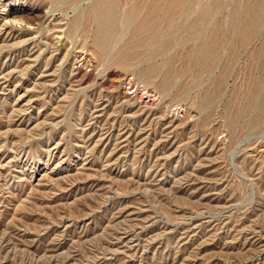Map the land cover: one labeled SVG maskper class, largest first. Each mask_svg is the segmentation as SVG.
Listing matches in <instances>:
<instances>
[{
  "label": "rangeland",
  "instance_id": "obj_1",
  "mask_svg": "<svg viewBox=\"0 0 264 264\" xmlns=\"http://www.w3.org/2000/svg\"><path fill=\"white\" fill-rule=\"evenodd\" d=\"M152 1L0 0V264H264V0Z\"/></svg>",
  "mask_w": 264,
  "mask_h": 264
},
{
  "label": "bare ground",
  "instance_id": "obj_2",
  "mask_svg": "<svg viewBox=\"0 0 264 264\" xmlns=\"http://www.w3.org/2000/svg\"><path fill=\"white\" fill-rule=\"evenodd\" d=\"M109 1V0H108ZM122 1V0H121ZM152 1V0H151ZM179 1V0H178ZM181 1V0H180ZM102 2V1H101ZM104 2H106V0H104ZM136 2H137V0H136ZM143 2V1H142ZM158 2V5L156 4ZM177 2V1H176ZM99 3H100V1H99ZM119 3V2H118ZM259 3V2H258ZM121 4V3H120ZM137 4H139V3H136V5ZM168 4V3H167ZM167 4H166V2L165 1H161V0H153L152 1V4H150L149 5V7H150V9H151V12L153 13V14H158L159 15V17L160 18H163L161 21V23H162V25H164V26H166V24L168 23V25L170 26V27H174V24H176V23H178L179 21H181V20H178V19H181V17H182V15H183V11L186 9L185 7V9L183 8V11H181V10H178V8L177 9H175V11H173L172 10V13H173V15L172 14H170V15H168L167 14ZM177 4V3H176ZM122 5V4H121ZM175 5V4H174ZM179 5V4H178ZM253 5V4H252ZM173 6V5H172ZM171 6V7H172ZM142 7V6H141ZM105 8V7H104ZM103 8V9H104ZM118 8V4L116 3V1H110V2H108V4H107V7H106V9L105 10H102L101 11V13H100V19H99V21H98V33H97V38H98V41H103L104 42V38L106 39V41H107V39H108V37H107V35H108V33L109 34H111L112 32H113V30H112V32H109V30L110 29H112V27H111V25L113 24V23H116V22H111V21H114L113 19H114V16L117 14H115V12L117 11V10H115V9H117ZM120 8V7H119ZM140 8V7H139ZM174 8V7H173ZM172 8V9H173ZM180 8V7H179ZM140 10V9H139ZM262 10L259 8H257L256 6H251V5H248L247 6V9H246V23H245V28L243 29V32H242V41H245V42H249L253 37H254V35H255V33L257 32V29L259 28V25L261 24V16H262V12H261ZM118 12V11H117ZM171 12V11H170ZM206 15V14H205ZM204 15V17H206ZM117 16V15H116ZM159 17H157L156 16V18L158 19ZM151 16L149 17V19L150 20H143L142 22H140V25L139 26H141V27H139V28H141V30H143L144 31V28L146 27V28H149L150 27V29L149 30H147V35H144V34H142V33H139V36H140V34H142V38H144V37H146V38H148V40L149 41H153V40H155L156 39V37H157V35H158V32H159V30L161 29V27L162 26H160L159 25V23H157V22H155L154 20H153V23L150 25V23H151ZM184 18V17H183ZM115 19H117L116 17H115ZM142 19V18H141ZM198 19V18H197ZM197 19L195 20V21H197ZM205 19V18H204ZM203 19V20H204ZM236 19V18H235ZM263 19V18H262ZM156 20V19H155ZM178 20V21H177ZM206 20V19H205ZM116 21V20H115ZM125 21V20H124ZM123 22V21H122ZM199 22V21H198ZM78 23V22H77ZM112 23V24H111ZM125 23V22H124ZM139 23V22H138ZM234 23H236L235 22V20H234ZM179 24V26H180V23H178ZM184 24V23H183ZM114 25V24H113ZM112 25V26H113ZM146 25V26H145ZM236 25V24H235ZM76 27H77V24L75 25ZM169 26L168 27H165V28H169ZM111 27V28H110ZM118 27V26H117ZM178 27V26H177ZM138 28V30L139 31H141L140 29ZM164 28V27H163ZM118 29V28H117ZM236 29V28H235ZM168 30V29H167ZM172 30V29H171ZM240 30V29H239ZM111 31V30H110ZM142 31V32H143ZM166 31V30H165ZM161 32V31H160ZM163 33H164V29H163V31H162ZM169 32V31H168ZM114 33H115V31H114ZM166 34V33H165ZM168 34V33H167ZM171 34H172V31H171ZM170 34V35H171ZM240 35V36H241ZM161 36H163V34L161 35ZM109 37H111L110 35H109ZM145 41V40H144ZM240 41V40H239ZM253 41V39L250 41V42H252ZM108 42V41H107ZM250 42H249V44H250ZM239 43V42H238ZM98 44H100V43H98L97 42V45ZM242 44V43H241ZM240 44V45H241ZM237 45V44H236ZM239 44H238V47L240 46ZM106 46V45H105ZM104 46V47H105ZM104 47L102 48V49H104ZM235 47V46H234ZM258 48V47H257ZM101 49V50H102ZM106 49V48H105ZM234 49V48H233ZM100 51V50H99ZM236 51H237V48H236ZM260 51V50H259ZM236 55V54H235ZM258 55V54H257ZM257 55H255V56H257Z\"/></svg>",
  "mask_w": 264,
  "mask_h": 264
}]
</instances>
